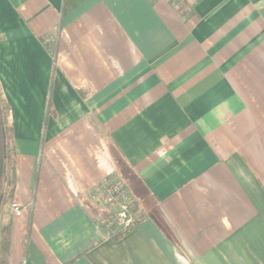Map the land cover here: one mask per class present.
<instances>
[{
	"label": "crops",
	"instance_id": "obj_1",
	"mask_svg": "<svg viewBox=\"0 0 264 264\" xmlns=\"http://www.w3.org/2000/svg\"><path fill=\"white\" fill-rule=\"evenodd\" d=\"M0 87L5 264H264V0H0Z\"/></svg>",
	"mask_w": 264,
	"mask_h": 264
},
{
	"label": "built area",
	"instance_id": "obj_2",
	"mask_svg": "<svg viewBox=\"0 0 264 264\" xmlns=\"http://www.w3.org/2000/svg\"><path fill=\"white\" fill-rule=\"evenodd\" d=\"M96 189L110 210L107 225L112 234L126 235L145 222L146 215L139 211L136 198L121 177L110 175ZM11 210L15 216H19L23 209L11 204Z\"/></svg>",
	"mask_w": 264,
	"mask_h": 264
},
{
	"label": "trees",
	"instance_id": "obj_3",
	"mask_svg": "<svg viewBox=\"0 0 264 264\" xmlns=\"http://www.w3.org/2000/svg\"><path fill=\"white\" fill-rule=\"evenodd\" d=\"M0 103L2 104V108L4 110V111H2V109H0V211H1L2 207L6 204V198H7V195L5 192V186H6V181H7V179H6V152H5L6 148H7L6 142H5V135L6 134L10 140V147H11L10 152L12 154V161H13V146H12L11 139H10V127H9V124L6 123V121L8 122L7 116H8L9 110H8V105L6 103V100L3 97V92H2L1 87H0ZM4 112H5V118L3 116ZM4 119H5V121H4ZM12 172H13V168H12ZM9 197H10V195H9ZM6 249H7V247H5V246L0 248V257H3L4 259L6 258V254H7Z\"/></svg>",
	"mask_w": 264,
	"mask_h": 264
},
{
	"label": "rangeland",
	"instance_id": "obj_4",
	"mask_svg": "<svg viewBox=\"0 0 264 264\" xmlns=\"http://www.w3.org/2000/svg\"><path fill=\"white\" fill-rule=\"evenodd\" d=\"M0 109H2V111H4L3 108H2V104L1 103H0ZM3 116L5 118V112H4V115ZM4 121H5V119H4ZM6 123H8V122L6 121ZM5 142H6V147H7L6 148V151H5L6 152V179H7L6 186H5V192H6V195H7L6 203L9 204L10 203V197H9V195L11 193V188H12V168H13V161H12V154L10 152V149H11V147H10V140H9V137L7 136V134L5 135ZM122 169L125 172L127 171V168H125V167H122ZM128 174L130 175V172L129 171H128ZM6 210H7V207H4L3 208V212H5ZM3 234H5L4 231L1 233L2 239L4 237ZM2 242H3V240H2ZM5 243H6V241H5ZM3 246H4V242L2 243V247ZM0 264H5V259L3 257H0Z\"/></svg>",
	"mask_w": 264,
	"mask_h": 264
}]
</instances>
